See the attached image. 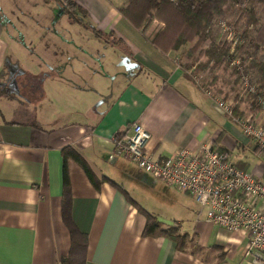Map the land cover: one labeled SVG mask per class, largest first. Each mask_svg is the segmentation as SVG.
Masks as SVG:
<instances>
[{
    "label": "crops",
    "instance_id": "0c3cea01",
    "mask_svg": "<svg viewBox=\"0 0 264 264\" xmlns=\"http://www.w3.org/2000/svg\"><path fill=\"white\" fill-rule=\"evenodd\" d=\"M75 1L99 21L90 36L82 28L7 26L16 11L0 1V264H58L68 257L65 148L82 156L99 184L67 158L71 217L86 236L84 264H252L244 256L247 233L214 225L200 208H185L187 228L184 220L173 222L187 237L183 250L168 238L143 235L146 218L125 190L138 186L139 168L110 155L115 141L138 122L150 133L145 150L155 158L206 143L262 177L264 166L241 159L246 150L259 153L253 140L205 90L237 98L235 114L249 112L263 127L264 111L250 106L229 65L183 69L189 63L183 50H156L118 12L125 0ZM256 13L263 21L264 5ZM105 36L112 41H102ZM258 57L264 61V51ZM250 76L257 82L255 70Z\"/></svg>",
    "mask_w": 264,
    "mask_h": 264
},
{
    "label": "built area",
    "instance_id": "2783aa9c",
    "mask_svg": "<svg viewBox=\"0 0 264 264\" xmlns=\"http://www.w3.org/2000/svg\"><path fill=\"white\" fill-rule=\"evenodd\" d=\"M218 21L220 34L231 55L230 67L239 72L244 94L254 93L257 82L251 79L250 70L245 71L250 59L247 38L222 19ZM241 58L247 61L243 63ZM205 94L264 154V127L255 122L253 114L236 115L234 99H224L208 89ZM257 103L264 111V97L258 98ZM149 140L150 133L140 123L133 122L126 134L115 141L110 158L124 156L149 173L153 181H161L188 195L204 209L205 219L214 225L228 231H245L248 246L244 256L249 257L252 264H264V177L237 167L226 152L217 151L206 143L196 149H179L158 159L145 150Z\"/></svg>",
    "mask_w": 264,
    "mask_h": 264
},
{
    "label": "trees",
    "instance_id": "16d2710c",
    "mask_svg": "<svg viewBox=\"0 0 264 264\" xmlns=\"http://www.w3.org/2000/svg\"><path fill=\"white\" fill-rule=\"evenodd\" d=\"M59 1L63 4V10L69 20L82 24V14H85L87 9L75 0ZM258 4H264V0H126L117 10L139 30L145 40L162 53L178 52L187 43H191L192 45L181 53V57L189 61L181 65L183 69H189L195 63L206 69H214L219 65H229L231 55L227 44L216 42L212 26L217 17L225 18L230 10L238 8L245 26L242 33L248 38L247 47L250 49V59L245 71L252 69L258 74L256 91L248 93L246 99L251 107H257L258 110L260 105L257 99L264 97V61H260L258 57L259 53L264 51V20L261 21L257 16ZM96 35H99L98 31ZM241 61L244 63L247 58H241ZM232 71L238 79L239 72L235 68ZM62 155V218L71 237L69 255L63 264H84L86 236L79 232L71 217L67 158L70 157L83 169L96 188L99 184L82 156L71 148L63 149ZM140 211L146 218L143 235L168 238L176 243L177 249H184L187 237L185 233L180 232L179 226H165L157 220L156 215L143 209Z\"/></svg>",
    "mask_w": 264,
    "mask_h": 264
},
{
    "label": "rangeland",
    "instance_id": "374dc122",
    "mask_svg": "<svg viewBox=\"0 0 264 264\" xmlns=\"http://www.w3.org/2000/svg\"><path fill=\"white\" fill-rule=\"evenodd\" d=\"M0 1H2L5 4L6 10L16 11L15 17L7 18V26H11L14 24L16 26H21L23 28L26 27L32 29H39L42 27H52L55 29L82 28V29H86L84 30V33L89 36H90V28L99 26L98 25L99 21L95 20L93 16H91L88 12L82 14L83 15L82 24L71 22L66 12L63 10V4L59 0H0ZM114 2H117V0L116 1L114 0ZM125 2L121 3V5L123 6ZM261 5L264 4H258L256 10H259ZM230 13L231 15H229ZM228 16L229 18H227ZM220 19H222V21H224L227 25L232 26L234 29H239L241 32H243V28H245L242 18L240 17V11L238 10V8L235 7L228 12L225 18L217 17L215 19L212 29L216 42L225 43L222 35L220 34V28H219L220 21H218ZM22 36L24 38L27 37V35H22ZM108 36L107 37L105 36V38H103L102 41L111 40V37L109 38ZM99 38H102V36H99ZM98 40L99 42H102L100 39ZM23 42L27 43L28 40L24 39ZM190 45L192 44L187 43L181 49L183 50L182 52H184L185 49H188ZM248 52H250L249 48H248ZM22 59L24 61H22L21 69L26 70L29 63L24 59L23 52H22ZM230 68L232 69V67ZM250 71L252 72V69H250ZM14 86L15 83H13V86L9 85L8 89H12L14 88ZM19 87L20 86H18L16 90H19ZM242 95L244 96V98L247 96V94H244V91ZM235 103L237 104L236 101ZM237 154L238 153L234 152L231 155V158L235 157ZM244 156L245 157H241V159L246 158V160L250 162V166L252 164L253 165L256 164L258 166H264V154L260 152L256 153L253 150H248V151L246 150ZM251 170L252 167L249 169V171L251 172ZM137 172L139 174V184H137L138 186L135 188L125 184L126 185L125 190L132 197L134 204L137 208H141L145 211L154 213V215H156L163 223H166L168 225H173L175 219L184 220L183 226L185 228L189 226L187 224L189 222V219L188 216L186 215L185 208L187 209L189 208L191 211L200 208L204 213V209H202L197 202L191 200L186 195L182 194L179 190H176L175 188H172L161 181L157 183H152L151 175L147 172H144L141 169H138ZM140 212L143 214L142 211ZM64 260L65 257L59 258L58 264H63Z\"/></svg>",
    "mask_w": 264,
    "mask_h": 264
}]
</instances>
